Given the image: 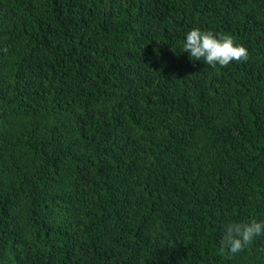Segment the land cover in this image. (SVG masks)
<instances>
[{"label":"trees","instance_id":"16d2710c","mask_svg":"<svg viewBox=\"0 0 264 264\" xmlns=\"http://www.w3.org/2000/svg\"><path fill=\"white\" fill-rule=\"evenodd\" d=\"M193 28L247 59L181 52ZM264 0H0V264H264Z\"/></svg>","mask_w":264,"mask_h":264},{"label":"clouds","instance_id":"9594fccd","mask_svg":"<svg viewBox=\"0 0 264 264\" xmlns=\"http://www.w3.org/2000/svg\"><path fill=\"white\" fill-rule=\"evenodd\" d=\"M181 52L188 53L193 61H203L204 64L216 67L227 66L232 61L247 59V49L235 43L228 35H217L212 31L199 28L188 30L180 44ZM264 235V219H250L247 222L227 223L224 225L221 244L229 253L237 254L256 238Z\"/></svg>","mask_w":264,"mask_h":264}]
</instances>
